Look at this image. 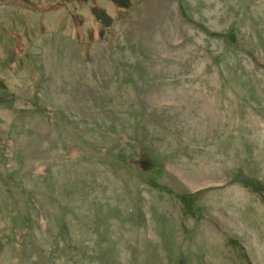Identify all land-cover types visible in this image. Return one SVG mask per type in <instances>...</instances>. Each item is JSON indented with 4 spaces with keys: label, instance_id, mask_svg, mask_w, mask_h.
<instances>
[{
    "label": "rangeland",
    "instance_id": "rangeland-1",
    "mask_svg": "<svg viewBox=\"0 0 264 264\" xmlns=\"http://www.w3.org/2000/svg\"><path fill=\"white\" fill-rule=\"evenodd\" d=\"M0 264H264V0H0Z\"/></svg>",
    "mask_w": 264,
    "mask_h": 264
},
{
    "label": "trees",
    "instance_id": "trees-1",
    "mask_svg": "<svg viewBox=\"0 0 264 264\" xmlns=\"http://www.w3.org/2000/svg\"><path fill=\"white\" fill-rule=\"evenodd\" d=\"M143 167H148V166H145V165H143V164H141Z\"/></svg>",
    "mask_w": 264,
    "mask_h": 264
}]
</instances>
